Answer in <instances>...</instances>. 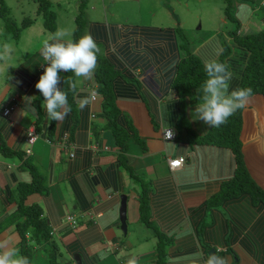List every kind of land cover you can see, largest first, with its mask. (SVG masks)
Segmentation results:
<instances>
[{
	"label": "crops",
	"instance_id": "crops-1",
	"mask_svg": "<svg viewBox=\"0 0 264 264\" xmlns=\"http://www.w3.org/2000/svg\"><path fill=\"white\" fill-rule=\"evenodd\" d=\"M263 1L218 2V18L198 31H186L180 23L162 26L96 14L82 33L91 34L100 48L94 83L83 81L78 89H84L82 96L89 90L99 96L80 110L72 92L71 111L60 122L46 114L35 84L47 63L41 55L44 41L60 30L72 40L74 12L69 18L54 14L53 32L36 20L17 39L4 36L0 28V244L23 255L18 224L26 219L19 214L24 206L39 210L50 234V243L41 246L26 234L30 264H50L53 249L57 264H126L129 258L157 264V234L167 242L161 264H192L194 253H200L204 264L211 250L227 258V264H264V200L255 202L244 193L219 206L208 205L234 177L237 156L229 148L201 143L217 128L195 113L202 85L184 97L174 88L183 60L191 57L204 64L218 49L220 59L224 44L230 48L224 60L233 76L230 90L239 87L250 54L233 36L264 32ZM227 5L231 17L225 14ZM5 44L10 53L4 52ZM101 61L115 74L110 97L98 80ZM64 74L60 72L61 79ZM14 103L17 109L4 117L2 112ZM111 109L114 128L126 137L124 150L112 134ZM32 130L38 139L25 156ZM165 130H172L175 139L165 140ZM238 140L241 164L264 194L262 95L252 96L241 110ZM180 158L182 166L171 170L169 160ZM24 188L34 190L24 195ZM123 196L125 231L120 221ZM68 216L75 218V226L66 221Z\"/></svg>",
	"mask_w": 264,
	"mask_h": 264
},
{
	"label": "trees",
	"instance_id": "trees-1",
	"mask_svg": "<svg viewBox=\"0 0 264 264\" xmlns=\"http://www.w3.org/2000/svg\"><path fill=\"white\" fill-rule=\"evenodd\" d=\"M34 1L37 3L38 12L43 15L44 28L46 31L53 32L55 29V17L53 12H49L51 3L48 0ZM225 1L227 3L228 0ZM81 8L82 5L79 6V9ZM225 14L227 17H231L229 5H227L225 8ZM0 18L6 23V33H11V31H13L11 34L13 35L14 39L19 37L20 31L22 29L31 25V23L34 21L31 19L23 20L21 26L14 30V23L10 18H8V9L4 6V0H0ZM81 20L82 15L79 13L75 18L76 27L73 33V41L78 40L82 36L84 25ZM233 38L250 54L248 64L239 87L251 88L253 93L252 96L262 95L264 97V32L254 36L245 37H238L234 35ZM229 55L230 48L228 45L224 44V52L219 60L224 62L225 58H227ZM97 72L98 80L101 83V91L104 93V95L110 97L111 93L109 91V82L110 79L112 80L115 75L112 71V68L106 62L101 61L100 68ZM73 76V73L65 72L59 84V87L68 94V103L70 102L72 96V90L68 81L69 79L73 80ZM206 79L207 76L204 64H202L199 60L190 57L186 60H183L179 64L177 77L174 82V88L181 97H184L191 89L201 86ZM241 110L242 109L237 110L236 113L232 115L226 123L217 127L208 136L201 139V143L229 148L237 156L234 177L222 185L220 192L208 203L209 206H219L221 202L237 198L244 193L251 195L255 202L264 200V194L261 193L262 191L257 188L241 164L240 143L238 140L241 126ZM114 113V109L108 111V114L111 116L109 117L110 127L112 128V134L116 144L124 150L125 147L123 144L126 137L124 135L122 136L121 132L114 128V121L116 119L115 115H113ZM33 190L34 189L24 188L25 192L23 194L25 195ZM141 202L143 210L146 208V204L143 202V199H141ZM19 214L21 217L26 218L22 224H18V230L22 237V254L29 259L31 247L26 240V234L30 235L31 240L36 245L40 246L50 243V234L44 220L40 218L39 210L36 207L27 208L22 206ZM142 220L146 222L148 226H151L150 223H148L147 218H142ZM157 235V253L159 256L157 264H161L164 259V249L167 242L162 241V235ZM51 246L53 247L52 244ZM48 258L50 264H57L58 252L56 249H53V251L49 253Z\"/></svg>",
	"mask_w": 264,
	"mask_h": 264
},
{
	"label": "clouds",
	"instance_id": "clouds-1",
	"mask_svg": "<svg viewBox=\"0 0 264 264\" xmlns=\"http://www.w3.org/2000/svg\"><path fill=\"white\" fill-rule=\"evenodd\" d=\"M67 35L65 31L60 30L49 40L44 41L41 55L47 63L35 84L44 98L46 114L56 122L62 121L71 111L68 94L59 87L61 71L71 72L77 78V80L69 79L68 83L74 93L73 100L80 110L99 96L95 90H89L87 95L82 96L80 93L84 89H78V83L83 81L94 83L99 46L91 34L86 33L75 41L64 39ZM221 51L218 49L215 58L204 61L207 79L198 91V103L195 107L197 118L210 128L223 125L237 110L247 107L253 95L251 88L237 87L230 90L233 76L229 66L218 59ZM4 52H11L9 45H4ZM30 98L25 97V100L30 103ZM199 256L200 253L193 254L192 264H200ZM0 264H30V261L28 257L19 253V249L0 244ZM126 264H137V262L134 258H129ZM204 264H227V258L210 253Z\"/></svg>",
	"mask_w": 264,
	"mask_h": 264
},
{
	"label": "rangeland",
	"instance_id": "rangeland-1",
	"mask_svg": "<svg viewBox=\"0 0 264 264\" xmlns=\"http://www.w3.org/2000/svg\"><path fill=\"white\" fill-rule=\"evenodd\" d=\"M51 3L49 12L55 15L63 14L66 18H74L81 13L82 23L85 27L89 19H100L115 14L114 19L130 22L151 21L155 25H174L180 23L186 31L202 30L211 27L213 20L218 18V5L223 0H48ZM220 2V4L218 3ZM82 8L79 9V6ZM4 6L8 9V18L14 23V30L21 26L23 20H36L43 27V15L38 12L37 3L34 0H4ZM76 8V10H75ZM40 13V14H39ZM76 26V23H75ZM1 33L14 39L13 31L6 33V23L0 18ZM44 28V27H43ZM56 31V30H55ZM0 34V40L2 39ZM73 34V33H72Z\"/></svg>",
	"mask_w": 264,
	"mask_h": 264
},
{
	"label": "built area",
	"instance_id": "built-area-1",
	"mask_svg": "<svg viewBox=\"0 0 264 264\" xmlns=\"http://www.w3.org/2000/svg\"><path fill=\"white\" fill-rule=\"evenodd\" d=\"M262 6H264V1L262 2ZM17 109V104L14 103L10 108L5 109L2 112V115L4 117H8L10 116V114H12V112H14ZM163 138L165 140H174L175 139V134L172 130H165L163 132ZM38 136L37 134L34 132V130L30 131L26 140V144H27V148L24 151L25 156H29L32 154V146L34 145V143L37 141ZM184 163V159H175V160H169V167L171 170L180 168L182 166V164ZM66 221L69 222L70 224H72V226L76 225V220L74 217L72 216H68L66 217Z\"/></svg>",
	"mask_w": 264,
	"mask_h": 264
},
{
	"label": "water",
	"instance_id": "water-1",
	"mask_svg": "<svg viewBox=\"0 0 264 264\" xmlns=\"http://www.w3.org/2000/svg\"><path fill=\"white\" fill-rule=\"evenodd\" d=\"M121 199H122V202H121V207H120V221L122 223V228L125 231V228H126V216H125L126 208H125V203H126V201H125V197L124 196ZM210 253H215L216 254V252L214 250H211L208 253V255ZM75 259H76L77 262L80 260L79 256H76Z\"/></svg>",
	"mask_w": 264,
	"mask_h": 264
}]
</instances>
